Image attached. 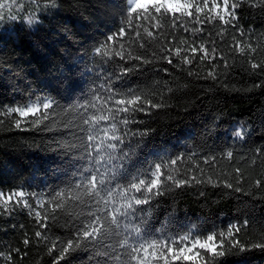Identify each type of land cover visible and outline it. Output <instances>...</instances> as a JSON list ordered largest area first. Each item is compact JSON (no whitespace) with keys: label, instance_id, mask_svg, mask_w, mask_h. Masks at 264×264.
Here are the masks:
<instances>
[{"label":"trees","instance_id":"16d2710c","mask_svg":"<svg viewBox=\"0 0 264 264\" xmlns=\"http://www.w3.org/2000/svg\"><path fill=\"white\" fill-rule=\"evenodd\" d=\"M4 2L22 14L0 10V111L38 97L54 104L48 120L37 127L22 124L24 130L15 128V113L0 115V193L23 191L29 205L15 203L13 196L5 212L0 201V264H117L103 245H115L131 230L124 224L141 220L153 238L189 229L225 233L224 254L201 250L200 264H264V246H257L264 245V0H229L236 18L225 17L228 24L209 11L214 0H207L202 13L165 15L158 28L156 21L135 14L129 27L126 0H55V7L51 0ZM193 2L203 6V0ZM145 28L154 35L147 36ZM101 46L107 55L97 54ZM204 48L209 54L215 49V58H206ZM133 92L159 107L141 104L143 111L118 115L117 123L123 117L134 121L126 128L118 123L121 133L129 132L123 148H134L122 172L147 175L161 164L162 194L138 206V212H146L137 218H121L120 235L74 244L60 259L81 222L91 219L86 205L67 198L86 163L81 129L88 126L82 120L114 107L110 97ZM168 175L188 182L177 187L165 179ZM118 179L127 183L124 175ZM60 191L66 193L64 201L56 196ZM235 240L239 243L229 247L227 241Z\"/></svg>","mask_w":264,"mask_h":264},{"label":"snow or ice","instance_id":"6c2138e0","mask_svg":"<svg viewBox=\"0 0 264 264\" xmlns=\"http://www.w3.org/2000/svg\"><path fill=\"white\" fill-rule=\"evenodd\" d=\"M52 6L55 7V0H51ZM223 13L220 15L221 5L214 3L209 11H214L215 15L223 21L225 24L230 23V20L225 17H231L233 20L236 18L234 11H229V0H222ZM126 16L128 19V26H132V18L135 14L136 19H143L147 21H156L153 27H160L159 20L165 15H170L174 19H179V16L193 17L195 10L196 13H202L204 9L209 8L207 0H203V6L195 4L193 0H126ZM237 5L234 3L231 5L232 9H235ZM8 4L4 0H0V10L8 8ZM10 11V9H9ZM179 14V16H177ZM11 18H15L12 16ZM0 19L3 16L0 15ZM210 19V17H209ZM36 22L30 19L28 23ZM199 22L198 18L197 21ZM187 30V29H186ZM198 31V30H197ZM147 36L152 37L154 33L145 28ZM118 35H124V29L121 28ZM140 35L139 32L136 33ZM241 35H245L241 31ZM109 41H113L112 36L108 37ZM236 46L239 47L243 53L244 46L240 41L236 42ZM123 47V46H121ZM248 48H252L249 44ZM97 54L107 55L105 46H101L96 49ZM192 52H196V48L191 49ZM181 49H175L177 56L180 55ZM204 56L206 58H215V49L209 54L206 48L203 49ZM117 55L123 59V53L118 52ZM184 62H189L187 57L182 58ZM169 63L172 60L168 59ZM256 63L252 64L253 68L258 67ZM127 71V70H125ZM213 75V73H209ZM119 98L110 97L109 101L114 107H108L106 112L98 109L99 114H93L82 120L83 125H87L86 129H81L86 132L84 146L85 164L78 170L80 180L74 185L73 190L67 192V198L78 202L79 204L86 205L89 208L87 213L91 219L82 221L80 227L77 229L76 240H69L66 247L61 248L59 258L70 250L73 249L75 244L79 247L83 241H101L108 239L113 235H120L117 231L122 226V219H135L140 213L146 212L145 209L137 211L138 206L148 204L153 196L161 195V185L163 181L161 177L164 176L161 164H155L154 171H150L147 175L140 174L129 177L126 172H122L125 168L127 161L131 159V155L134 154V148L129 144L125 150L123 148L124 141L129 132L126 130L121 133V129L118 127V123L124 125L125 128L132 121L128 117L120 118L117 123V117L120 113H130L132 111H143L142 107H138L141 104H146L149 107H159V105H153L150 100H147L142 95L136 93H128L124 95L117 94ZM99 100V97L96 98ZM109 101H105L107 104ZM54 101L51 98H37L36 100L25 103L23 105L15 106L0 111V115L11 116L16 114L14 120V126L17 129H21L22 124H31L33 127L39 126L43 121L49 119V109L53 108ZM81 107H87V105H81ZM95 107V105H92ZM32 117L34 119L29 120ZM101 122H104L107 127H101ZM2 123V121H0ZM24 130V129H21ZM135 134V133H133ZM243 131H237L236 135L243 137ZM231 158L232 153H227ZM175 164L176 161L170 162ZM239 171V169H237ZM124 175L127 180L126 184L119 181V177ZM167 181H172L177 187L182 186L188 181L176 180L172 175L165 177ZM192 179H196L193 177ZM199 182V181H197ZM259 186L260 181H256ZM231 187L232 185H227ZM140 194V195H137ZM66 193L64 191L57 192L56 196L61 201H64ZM13 196L18 199L15 203H23L24 207H29L27 201H23L25 196L23 191L15 192L11 195L5 196L0 193V201H3V207L5 212L8 210L9 202L13 201ZM95 205V210H91ZM56 207H63V203ZM36 217L39 219L41 214L39 211L36 213ZM46 219V217L44 218ZM43 224L42 227H46ZM125 228L131 227L128 235L124 236L115 245H103L110 248V252L114 253L110 258L117 262V264H176V262H191V264H200L203 260L201 250L207 255L217 256L223 255V245L225 241V233H200L195 229H189L184 234L175 237H150L147 232L143 230V220L141 223L135 226L123 225ZM235 231H239L238 228ZM203 235V239H201ZM217 235L220 239L217 240ZM227 235H231V230ZM36 236L40 237L41 233L36 232ZM229 247L239 243L238 240L227 241ZM29 241L24 240V244L27 245ZM264 246V245H257ZM219 248V251L217 250ZM243 250V246H241ZM119 249H123L120 251ZM52 250H55L53 245ZM109 255V252L103 253ZM10 259V257H8Z\"/></svg>","mask_w":264,"mask_h":264},{"label":"rangeland","instance_id":"374dc122","mask_svg":"<svg viewBox=\"0 0 264 264\" xmlns=\"http://www.w3.org/2000/svg\"><path fill=\"white\" fill-rule=\"evenodd\" d=\"M214 3H219L221 5L220 15H224L223 10H222V8H223L222 0H214ZM8 6H9L8 8H5L6 15H9V13H13V12L14 13L17 12L19 14H22V11L20 10V8L16 5H14V3L8 4ZM9 9H10V11H9ZM12 16H14V15H12ZM15 19H16V17L11 18V20H15Z\"/></svg>","mask_w":264,"mask_h":264}]
</instances>
